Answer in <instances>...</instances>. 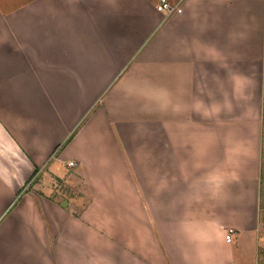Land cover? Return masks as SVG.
<instances>
[{
	"label": "crops",
	"instance_id": "crops-1",
	"mask_svg": "<svg viewBox=\"0 0 264 264\" xmlns=\"http://www.w3.org/2000/svg\"><path fill=\"white\" fill-rule=\"evenodd\" d=\"M155 1L0 5V264L262 260L264 0Z\"/></svg>",
	"mask_w": 264,
	"mask_h": 264
},
{
	"label": "rangeland",
	"instance_id": "rangeland-1",
	"mask_svg": "<svg viewBox=\"0 0 264 264\" xmlns=\"http://www.w3.org/2000/svg\"><path fill=\"white\" fill-rule=\"evenodd\" d=\"M28 1H30V0H0V5L3 6V8L10 10V9L16 8L20 4H24L25 2H28ZM160 1L161 0H156L154 3V6L157 7L160 4ZM262 160H263L262 161V178L264 179V141H263V147H262ZM47 169H48V166L45 168V172L47 171ZM263 183H264V180H263ZM35 184H36V181H33L31 183L30 187L31 186L34 187ZM261 205L263 208V212H262V226H261L260 234H262L264 236V184H263V195H262ZM259 262H260L259 264H264V256H263L262 260H260Z\"/></svg>",
	"mask_w": 264,
	"mask_h": 264
},
{
	"label": "built area",
	"instance_id": "built-area-1",
	"mask_svg": "<svg viewBox=\"0 0 264 264\" xmlns=\"http://www.w3.org/2000/svg\"><path fill=\"white\" fill-rule=\"evenodd\" d=\"M158 10L161 11V12H165L168 16L173 14L174 12H180L179 9H177V7H173L172 5H170L168 3L167 0H161L160 1V5L158 7ZM70 166H73V163H70ZM226 240L228 243H230L232 241V237H231V234L228 233L227 237H226Z\"/></svg>",
	"mask_w": 264,
	"mask_h": 264
}]
</instances>
